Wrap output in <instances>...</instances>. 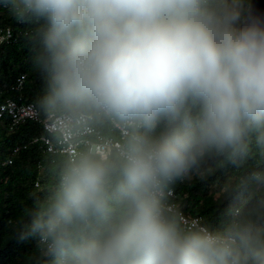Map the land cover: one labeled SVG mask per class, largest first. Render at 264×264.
Masks as SVG:
<instances>
[{
  "label": "clouds",
  "instance_id": "9594fccd",
  "mask_svg": "<svg viewBox=\"0 0 264 264\" xmlns=\"http://www.w3.org/2000/svg\"><path fill=\"white\" fill-rule=\"evenodd\" d=\"M0 8L29 26L45 138L121 133L116 154L85 147L37 185L18 235L45 264H264V203L213 228L170 199L207 160L264 155V20L251 0Z\"/></svg>",
  "mask_w": 264,
  "mask_h": 264
},
{
  "label": "trees",
  "instance_id": "16d2710c",
  "mask_svg": "<svg viewBox=\"0 0 264 264\" xmlns=\"http://www.w3.org/2000/svg\"><path fill=\"white\" fill-rule=\"evenodd\" d=\"M5 28L11 29L15 42L0 45V103L10 99L36 106L44 79L34 62L29 26L0 8V29ZM21 75L25 82L17 92L13 87ZM97 127L105 135L111 133L110 125ZM42 135L39 124L28 122L11 130L7 119L0 120V264H45L36 251V240H22L18 235L24 209L37 193L35 185L43 188L64 158L45 154L39 145H29L31 139ZM18 146L26 148L12 156ZM10 158L12 164L5 165ZM174 191L183 213L201 217L213 228L222 227L237 211L246 212L264 203V155L253 146L243 160H207L190 179L175 185Z\"/></svg>",
  "mask_w": 264,
  "mask_h": 264
},
{
  "label": "built area",
  "instance_id": "2783aa9c",
  "mask_svg": "<svg viewBox=\"0 0 264 264\" xmlns=\"http://www.w3.org/2000/svg\"><path fill=\"white\" fill-rule=\"evenodd\" d=\"M0 38L2 42L0 45H9L15 42L14 36L11 29L5 28L0 29ZM25 82V76L21 75L15 83L13 90L19 92L22 90ZM36 106L32 103H23L20 100H5L0 103V120L7 119L10 123V129L22 126L28 122L36 123L42 126L40 118L37 117ZM43 129V127H42ZM44 132V129H43ZM110 134L105 135L96 126L94 128L87 129L78 138H65L63 142H57L51 138H45L44 135L40 137H35L31 139L29 145H39L45 154L51 155L53 157L66 155H76L78 151L83 150L85 147H91L94 150H99L108 155L116 154L121 148V133L120 131L110 126ZM26 146L15 147L12 151V156L16 155L21 149H25ZM5 165L12 164V158H10ZM38 184L35 186L37 187ZM174 202L177 203V195L173 189V194L170 197ZM185 216H189L184 213ZM193 217V216H189ZM201 218V217H199Z\"/></svg>",
  "mask_w": 264,
  "mask_h": 264
},
{
  "label": "water",
  "instance_id": "95a60500",
  "mask_svg": "<svg viewBox=\"0 0 264 264\" xmlns=\"http://www.w3.org/2000/svg\"><path fill=\"white\" fill-rule=\"evenodd\" d=\"M255 14L264 20V0H251Z\"/></svg>",
  "mask_w": 264,
  "mask_h": 264
}]
</instances>
